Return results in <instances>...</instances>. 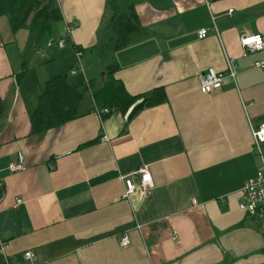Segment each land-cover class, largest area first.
<instances>
[{
    "label": "crops",
    "instance_id": "0c3cea01",
    "mask_svg": "<svg viewBox=\"0 0 264 264\" xmlns=\"http://www.w3.org/2000/svg\"><path fill=\"white\" fill-rule=\"evenodd\" d=\"M55 1L62 20L33 51L25 73L29 32L13 33L0 18L6 264H264L262 221L239 208L242 188L260 167L252 126L264 123V68L254 65L264 62V48L245 54L241 42L264 37V0H134L140 29L119 51L97 42L107 0ZM212 16L219 33L211 29ZM68 26L75 28L71 35ZM202 29H208L204 39ZM228 61L235 80L201 93L207 70L227 73ZM111 64L132 96L162 88L167 101L145 106L132 120L129 113L143 99L126 114L105 117L89 90L75 119L33 134L31 117L51 78L64 75L73 87L93 82L101 90ZM20 155L25 169L11 172ZM141 168L152 174L153 190L123 199L121 177ZM125 236L131 244L122 247Z\"/></svg>",
    "mask_w": 264,
    "mask_h": 264
},
{
    "label": "trees",
    "instance_id": "16d2710c",
    "mask_svg": "<svg viewBox=\"0 0 264 264\" xmlns=\"http://www.w3.org/2000/svg\"><path fill=\"white\" fill-rule=\"evenodd\" d=\"M136 2L126 5L124 0H107L103 21L97 35L98 45L107 48L110 44L115 51L126 48L131 36L140 29V21L136 13ZM8 19L11 30L29 32V41L23 61V73L28 69L33 51L41 47L46 39L54 35L58 22L62 20L55 0H0V18ZM118 64H111L106 72L107 82L103 89L96 90L93 82L79 89L73 87L68 76L51 78L40 97V105L31 117L34 135H42L50 129L61 127L78 116L79 104L84 92L92 90L96 105L100 109L121 111L124 114L139 99L146 100V106L159 105L167 101L162 88L153 90L142 98L132 96L122 83L114 79ZM0 264H6L0 254Z\"/></svg>",
    "mask_w": 264,
    "mask_h": 264
},
{
    "label": "built area",
    "instance_id": "2783aa9c",
    "mask_svg": "<svg viewBox=\"0 0 264 264\" xmlns=\"http://www.w3.org/2000/svg\"><path fill=\"white\" fill-rule=\"evenodd\" d=\"M234 10H230L229 14L232 15ZM212 30L216 33H219L216 18L212 16ZM73 27H67L68 35H71ZM208 34V29H202L199 31L200 39H204ZM66 40H61L58 45L59 47H64L66 45ZM242 46L245 49L246 53H254L264 48V37L262 35H249L243 38L241 42ZM77 60L80 64L82 52H76ZM255 67L264 68V62H256ZM78 69V68H77ZM77 69L72 71V74H76ZM236 77V66L228 61L227 73L219 72L214 68H209L207 72L202 76L200 82V91L203 94H212L219 91L225 83L226 78H231L235 80ZM111 111L108 109L100 110V114H109ZM252 137H253V151L260 159V167L255 174L247 180L246 184L241 190L239 203V208L242 212L259 218L262 221V228L264 229V123L260 124L258 127L252 126ZM104 140H108L107 137H104ZM25 158L23 155L19 156V162H13L10 164L9 170L11 172H17L25 169ZM133 176L139 177V182H135ZM130 177H121L125 183V190L123 193V199L128 200L136 192H141L145 196L149 195L154 188V181L152 174L146 168H141ZM22 200L18 199L17 204H21ZM197 202L194 201V204ZM175 240H178V236H175ZM131 244L130 239L125 236L121 240V246L127 247ZM7 245L3 242H0V254L5 258V250ZM27 260H30L33 257L32 252H27L25 254ZM7 261V260H6Z\"/></svg>",
    "mask_w": 264,
    "mask_h": 264
},
{
    "label": "water",
    "instance_id": "95a60500",
    "mask_svg": "<svg viewBox=\"0 0 264 264\" xmlns=\"http://www.w3.org/2000/svg\"><path fill=\"white\" fill-rule=\"evenodd\" d=\"M145 106H146V100H142L138 104H136L129 113L128 120H132L133 117L137 114V112L144 109Z\"/></svg>",
    "mask_w": 264,
    "mask_h": 264
},
{
    "label": "rangeland",
    "instance_id": "374dc122",
    "mask_svg": "<svg viewBox=\"0 0 264 264\" xmlns=\"http://www.w3.org/2000/svg\"><path fill=\"white\" fill-rule=\"evenodd\" d=\"M73 28H74V27H73ZM74 31H75V28L73 29V32H74ZM57 33L59 34V32H57ZM58 34H57V35H55V39H57V40H58V39H59V37H60V36L58 37ZM59 35H60V34H59ZM263 153H264V152H263Z\"/></svg>",
    "mask_w": 264,
    "mask_h": 264
}]
</instances>
